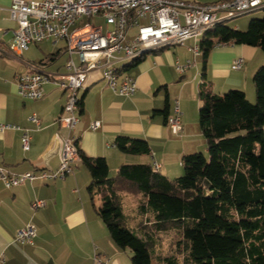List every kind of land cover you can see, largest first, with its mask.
Returning <instances> with one entry per match:
<instances>
[{"label":"crops","instance_id":"crops-1","mask_svg":"<svg viewBox=\"0 0 264 264\" xmlns=\"http://www.w3.org/2000/svg\"><path fill=\"white\" fill-rule=\"evenodd\" d=\"M10 4L11 0H0V125L18 128L0 129V166L15 174L38 168L54 170L60 159L56 133L67 134L57 123L66 93L48 82L43 85L41 98H21L17 94L15 74L32 72L33 66L63 74L69 55L64 50L63 40L55 43L46 40L29 43L18 57L13 56L8 46L17 23L10 17ZM253 11L246 19H238L243 14L224 24L245 30L251 18L263 16L264 7ZM101 26L107 28L106 24ZM199 41L189 38L184 45L148 52L133 63L127 60L118 63L119 67L123 65L122 73L134 78L137 84L136 91L127 97L109 88L102 69L92 70L85 88L78 92L81 98L78 123L70 133L77 139L78 150L86 156L104 157L109 176L115 175L121 164L151 165L153 159L160 164L161 174L169 178L181 174L182 156L200 152L205 146L197 116L199 85L204 82L208 89L220 94L229 89H241L247 99L254 102L252 76L264 62V53L257 46L234 43L214 46L205 60L202 77L201 53L194 54L188 49ZM237 57L243 59V64L240 69H233L231 65ZM72 58L79 62L78 55L73 54ZM177 60L180 63L190 60L193 66L180 73L175 67ZM176 101L182 121V130L178 133L167 124ZM165 106L168 107L167 117L159 112ZM33 114L39 118V126L30 120ZM93 121L100 123L95 129L90 127ZM24 130L30 135L28 150L21 146ZM119 135L145 140L150 153L131 154L119 150L114 144ZM89 180V172L82 162L75 163L73 172L63 179L26 181L11 188L5 187L0 179L3 264H93L95 252L105 255L109 264H131V250L120 248L112 241L96 213L86 190ZM128 199L134 200L131 196ZM34 200H43L45 205L32 210ZM27 223L36 228L32 244L15 239L17 230ZM168 234L179 237L180 233L171 231ZM154 260L162 264L158 258Z\"/></svg>","mask_w":264,"mask_h":264},{"label":"trees","instance_id":"trees-1","mask_svg":"<svg viewBox=\"0 0 264 264\" xmlns=\"http://www.w3.org/2000/svg\"><path fill=\"white\" fill-rule=\"evenodd\" d=\"M218 43L247 44L264 53V14L245 30L218 24L199 41L205 60ZM256 99L241 89L215 93L199 85L198 123L207 156L184 154L183 174L169 178L150 164H121L109 176L104 157L79 151L90 175L86 190L112 241L131 250V264H264V62L252 76ZM165 117L168 107L159 111ZM115 146L149 154L143 139L119 135ZM128 196L133 197L132 202ZM179 232L185 249L154 256L162 235Z\"/></svg>","mask_w":264,"mask_h":264},{"label":"built area","instance_id":"built-area-1","mask_svg":"<svg viewBox=\"0 0 264 264\" xmlns=\"http://www.w3.org/2000/svg\"><path fill=\"white\" fill-rule=\"evenodd\" d=\"M264 7V0H218L212 2H193L187 0H11L10 17L17 23L12 30L9 52L20 55L29 43L46 40L65 42L64 50L66 72L55 74L45 71L41 66H33L32 72L15 74L17 94L21 98L36 100L43 96V85L51 82L66 93L62 114L57 123L67 134L56 133L60 143V159L54 170L38 168L20 174L10 173L0 166V179L7 188L26 181H50L63 179L73 172L74 164L80 162L77 139L70 133L78 123L81 98L80 89L85 88L89 73L102 69L103 79L109 88L118 95L130 96L136 89L134 78L122 73L118 63L125 60L133 63L146 53L174 45H184L189 38L200 40L206 31L218 24ZM100 15L107 28L90 23L76 25L78 19ZM142 20H145L142 22ZM134 29V36L127 40L128 31ZM228 43H218L216 46ZM194 54L199 53V45L189 47ZM78 55L76 63L72 55ZM243 59L237 57L231 67L240 69ZM193 66L187 60L175 61V67L182 73ZM30 120L36 126L40 120L35 114ZM99 121L91 122L95 129ZM167 124L174 133L182 130L181 111L178 101ZM16 129L18 126L3 124L0 129ZM21 146L28 150L30 135L24 130ZM152 170L158 172L160 164L153 159ZM45 205L43 200H34L31 209L37 210ZM36 236L34 224L27 223L16 232L15 239L21 243H33ZM5 256L0 255V264ZM93 264H109L108 258L96 253Z\"/></svg>","mask_w":264,"mask_h":264},{"label":"rangeland","instance_id":"rangeland-1","mask_svg":"<svg viewBox=\"0 0 264 264\" xmlns=\"http://www.w3.org/2000/svg\"><path fill=\"white\" fill-rule=\"evenodd\" d=\"M253 12H248L245 15H243L241 18H238V19H246V17H249L250 15H252ZM143 21H145V20H142V22ZM83 23H90L94 26H99V25L105 24L103 17L100 15H97L94 17H84V18L78 19L76 21V25H81ZM225 25H227V24H225ZM104 29H105V26H104ZM134 34H135L134 29L129 30L128 34H127V40L131 39L134 36ZM197 109H198V105H197ZM197 113H198V111H197ZM199 151L201 153H203L205 156H207L206 144L204 146V149L203 150L201 149ZM182 174H183V169H182L181 174L176 175V176H172V178L179 177ZM178 240H179V237L173 236L172 234L166 233V234L162 235V237L160 238V242H158V244L156 245V247L153 250L154 251L153 254H155L154 256L156 257V256H160V255H165V254L170 255L171 253H176L178 255V257L180 259H182V256H184V254H185V249H184V246L182 243H180V242L177 243ZM157 263L158 262H156L155 260L153 261V264H157Z\"/></svg>","mask_w":264,"mask_h":264}]
</instances>
